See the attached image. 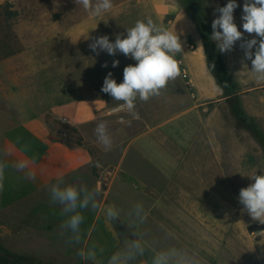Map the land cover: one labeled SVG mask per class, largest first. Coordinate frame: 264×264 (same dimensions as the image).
<instances>
[{
  "label": "rangeland",
  "instance_id": "obj_1",
  "mask_svg": "<svg viewBox=\"0 0 264 264\" xmlns=\"http://www.w3.org/2000/svg\"><path fill=\"white\" fill-rule=\"evenodd\" d=\"M225 1L227 4L228 0ZM236 2L234 22L239 29L237 9L240 0ZM113 4L110 12L100 16H93L75 0H4L0 5V164L5 163L6 136L10 133L9 136L14 135L12 133L26 136L29 131L22 129L24 115L21 110L24 107L18 103L17 88L23 85L37 87L40 99L48 95L59 103L86 102L89 112L109 120L106 123L113 137L110 151H105L98 141L95 144L92 139L85 141L75 129L53 119L46 104L29 108L37 109L44 116L51 131H66L68 136H59L90 155L87 168L82 171L85 177L76 181L64 180V184L79 183L93 189L98 182L102 187L106 172L101 165H113L119 154H123L126 166L134 165L137 180L125 182L123 177L126 175H121L114 182L105 207L114 205L119 209L122 220L115 222L118 220L125 228V234L118 231L121 239H125L124 244L130 242L129 236H136L131 229L141 233L146 251L142 257H137L138 262L151 263L155 251L176 246L174 237L154 229L149 218L141 224L130 215L137 203L143 204L146 212L143 193L145 183L151 181L157 191L177 195V201L152 203L158 209L178 212V249L194 253L199 261L212 264L211 256L206 254L213 251L215 245V264H264V231L248 230L260 222L253 220L239 202L240 189L253 182L247 175L254 171L257 175L264 174L261 171L264 170V151L233 112L232 104L237 101L244 117L251 120L254 130L264 138V83L253 79L251 60L244 58L242 41H237L231 51H219L217 43L211 39L212 22L217 18L213 0H113ZM176 12H181L180 17L187 23L193 20L200 25L202 34L198 35V42L189 35L180 39L192 56L199 50L201 56L197 64L207 71L203 75L205 81L228 87L227 94L222 91V95L212 96L209 92L207 96L205 88L208 86L201 75L198 79L204 94L198 92L188 70H195L192 67L197 68L196 62L189 64L179 53L175 58L180 73L184 66L188 78H183L181 73L169 82L160 96L148 102L137 100L138 120L126 112L109 114L119 102L102 91L105 77L111 73L112 78L121 83L124 68L136 62L119 52L113 56L100 51L97 55L89 45L95 38L105 35L114 42L116 35L126 34L127 28L147 17L173 31V20L178 19ZM247 38L259 40L250 34ZM113 61H119L118 66L113 67ZM27 93L35 98L32 93ZM224 96L233 103L224 100ZM118 116L125 122H118ZM179 116L185 120L181 121V118L179 122ZM179 124L214 131L216 145L221 146L225 160L221 169L217 168L216 162L208 160L197 165L189 162L193 157L188 151L189 161L186 162L189 163L178 167L174 188L169 185V178L178 165ZM168 125L172 127L165 128ZM141 148L145 159L139 157ZM194 153L199 157L203 155ZM97 162L100 167H96ZM0 183L3 185L0 189V247L7 251L4 256L9 262L6 264H83L80 252L84 251L101 194L97 197L96 209L82 210L85 219L77 243L72 241L71 231L62 227L67 219L62 215V206L50 202L52 185L35 187L24 194L21 189L7 186L3 178ZM229 184V230L223 234L213 233V220L215 226L227 221L223 213L229 201ZM153 199L157 200L156 197Z\"/></svg>",
  "mask_w": 264,
  "mask_h": 264
},
{
  "label": "crops",
  "instance_id": "obj_2",
  "mask_svg": "<svg viewBox=\"0 0 264 264\" xmlns=\"http://www.w3.org/2000/svg\"><path fill=\"white\" fill-rule=\"evenodd\" d=\"M4 0H0V5ZM215 16H219V13L216 11L218 7L225 6V0H213ZM245 0H240V6L238 10V18L239 20V30L243 32L242 28V15H243V4ZM236 10V9H235ZM178 15V19L173 20V31L177 32L181 36L189 35L195 42H198V35L201 36V30L198 28L197 24L191 20V22L187 23L183 20L181 12H176ZM248 33H244L245 40H248ZM254 35L255 34H251ZM184 45V44H183ZM183 46V52L181 56L189 61V64L192 62H196L197 68L192 67L195 70L190 71L193 79L194 85L198 87V92L201 91L203 93L202 84H200L198 75H201L205 81V77L203 75L207 74L205 68L201 65H198L199 61V50L198 54L195 56L190 53L188 49ZM198 59V60H197ZM206 85L208 86L206 89L207 96L209 92L212 96L216 94L222 93V90L219 86L212 82L210 85L206 79ZM216 87V91L215 90ZM17 97L20 101L18 102L20 106L24 107L21 110L24 117L21 119L24 124L22 125V129H28L24 133L27 132V135H21L12 133L14 135H7L6 141L4 144V169H3V179L7 186L14 187L15 189H21L22 193H29L35 187L45 186V185H53L57 183L59 177H63V180H74L80 179L81 177H85L82 171L86 170V161L90 159V155L88 152L83 151L79 146H74V144L68 139H62V136H68L66 131L61 132H53L50 130L48 125L44 122V116L39 114L37 109H30L29 107L36 106L39 104H46L49 106L48 114L55 120L62 123L64 126L68 128H73L77 132V135L81 136L85 141L87 139L96 141L95 136V127L101 121L108 122L109 120L98 117L97 114L93 112H89L86 102H76V101H68L65 103L55 102L53 97H49L46 95L44 99H40V95L38 93L39 88L26 86L17 88ZM21 91V92H20ZM30 92L35 96H28ZM218 92V93H216ZM204 94V93H203ZM222 95V94H220ZM224 100H226L224 98ZM31 115V116H29ZM182 118V120H181ZM210 118H216L214 116H210ZM184 121L183 117L179 116L178 121ZM178 122V123H179ZM171 125L166 126L165 128H171ZM149 130V129H148ZM62 135V136H59ZM20 137V138H16ZM21 139V140H19ZM62 139V140H58ZM94 139V140H93ZM136 139V138H134ZM23 141V143L21 142ZM24 141L27 143L24 145ZM219 143V142H218ZM95 144V143H94ZM143 148L139 150L140 159H145V155L142 153ZM190 151L191 161H189L188 154ZM198 152V154H203L199 157L194 152ZM144 155V156H143ZM118 159L113 165L104 166L101 165V168L105 170L106 181L105 185L101 187V195L102 199L100 202V206L95 213L94 220L91 224L90 231L88 237L84 244V251H88L89 249H95L96 258L95 260H86L83 259V264H108V260L110 257L121 251L127 245L124 244L125 239H121L117 227L119 226V221L121 218H117L116 222L109 221L106 217V207L105 202L108 199L111 189L114 185V182L121 176H125L126 181L130 179H135L137 177V173L133 168L134 165H125L123 154H119L116 158ZM196 162L197 165L203 164L204 161L208 160L212 163H217V168H222V163H224V153L222 152L221 146L216 145L215 141V133L210 130H200V129H192L190 126H181L178 125V165L175 166L173 173L170 174V184L173 185L174 188L177 186L178 181V167L182 168L183 165H187L189 162ZM24 164L23 168L18 167V165ZM166 166V164H164ZM164 169V168H163ZM158 172L163 171L161 169H156ZM220 174V173H219ZM103 175V174H102ZM181 175V173H180ZM109 176V177H107ZM124 180V179H123ZM226 181V180H225ZM200 183V182H199ZM229 183V182H228ZM99 185L96 182L97 186ZM146 186V187H145ZM144 189V199L143 201L146 203V213L149 218V224L154 227V229L158 231H163L164 233H168L174 237L175 247L178 249V212L176 210L166 211L164 209H158V206L153 205L152 202L159 201H177V195L170 193L166 194V191L159 192L155 189L154 183L149 181L147 184L145 183ZM229 201L227 204V209L224 211V218L227 221H223V225L215 226L213 220V233H225L229 230V223L231 218V209H230V184H229ZM157 198L154 200L153 198ZM123 222V221H122ZM128 226V225H127ZM129 227V226H128ZM130 228V227H129ZM131 229V228H130ZM133 234L136 236L134 238H130L128 240L131 241L133 239L142 238V235L136 229H131ZM222 230V231H221ZM143 240V238H142ZM213 251H209L206 256H211L213 262L216 263V258H214V248L215 245L212 246ZM151 250V249H150ZM152 251V250H151ZM151 262V261H150ZM201 264H207L204 260H200ZM130 264H141V262L137 261V258L130 262ZM142 264H151L142 262Z\"/></svg>",
  "mask_w": 264,
  "mask_h": 264
},
{
  "label": "clouds",
  "instance_id": "obj_3",
  "mask_svg": "<svg viewBox=\"0 0 264 264\" xmlns=\"http://www.w3.org/2000/svg\"><path fill=\"white\" fill-rule=\"evenodd\" d=\"M75 3L81 5L84 10L90 11L93 16L110 12L114 7L113 0H75ZM237 7L236 0H228L225 6L216 9L219 16L212 22L211 39L217 43L220 52L231 51L237 41H242L241 48L244 49V58L251 60L253 79L257 83H264V0H245L242 15L243 32L234 22V10ZM245 32L250 35L255 34L259 40L256 38L244 40ZM89 47L97 55L100 51H106L113 56L119 52L136 62L124 68L121 83H117L111 73H108L104 79L102 91L119 102L110 110L111 113L126 112L134 119H140L136 111L137 100L148 102L160 96L169 82L176 80L181 74L175 58L177 54L183 52V42L179 34L159 25L151 17L137 20L134 26L126 29V34L116 35L114 42H111L105 35L95 38ZM118 64L119 61H113L112 66L116 67ZM124 122L121 119V123ZM94 131L97 141L104 150L110 151L113 147V137L108 130L107 123L101 121ZM18 167L23 168L24 164ZM96 167H100L99 162ZM3 169L4 165L0 164V180L3 178ZM261 171L264 172V170ZM247 176L253 182L240 189L239 202L253 220L264 224V174L257 175V171H254ZM2 187L0 183V189ZM49 193L50 202L61 205L62 215L67 217L62 227L71 231L72 241L79 243L80 226L85 219L82 210L97 208V197L101 194V186L97 185L89 189L79 183L64 184L63 177H59L57 183L50 187ZM130 215L141 224L147 217L144 206L140 203L134 206ZM106 217L111 222L120 218L119 209L114 205L109 206L106 209ZM145 251L146 243L142 238L133 239L123 250L113 254L108 264H130L137 257H142ZM80 255L86 260L96 258L94 248L86 252L81 251ZM151 264H200V261L194 253L169 248L155 251Z\"/></svg>",
  "mask_w": 264,
  "mask_h": 264
},
{
  "label": "trees",
  "instance_id": "obj_4",
  "mask_svg": "<svg viewBox=\"0 0 264 264\" xmlns=\"http://www.w3.org/2000/svg\"><path fill=\"white\" fill-rule=\"evenodd\" d=\"M195 18H197V16ZM195 23L197 24L198 28H200V25L196 21H195ZM200 30H202V29H200ZM201 34H202V31H201ZM218 86L223 91V94L226 95L227 94L226 91L229 90L228 87H225V86L220 85V84H218ZM224 97H226V96H224ZM226 100H228V102L231 103V104L233 103V102H231V99L230 98H227L226 97ZM232 105H233V112L235 113L236 116H238L239 122L245 126L246 130H248L250 133L253 134L254 138L256 139V141L258 142V144L261 145V148L264 151V138L261 137L259 135V133H257V131L254 130V128L252 127V124H251V120H249L246 117H244V115H243L244 113L240 109L239 102L236 101ZM248 230L250 232H260V231H264V224H261L260 223V224L254 225V226H250L248 228ZM6 253H7V251L5 249H3L2 247H0V262H1V264H6L7 262H9L7 260V258L4 256V254H6Z\"/></svg>",
  "mask_w": 264,
  "mask_h": 264
},
{
  "label": "built area",
  "instance_id": "obj_5",
  "mask_svg": "<svg viewBox=\"0 0 264 264\" xmlns=\"http://www.w3.org/2000/svg\"><path fill=\"white\" fill-rule=\"evenodd\" d=\"M180 64H181V63H180ZM181 73H182V77H183V78H188L187 69H186L184 66L181 67ZM109 114H112V115H118V114H120V113H111V111H110ZM121 119L124 120V118H123L122 116H118V117H117V121H118V122H121Z\"/></svg>",
  "mask_w": 264,
  "mask_h": 264
},
{
  "label": "water",
  "instance_id": "obj_6",
  "mask_svg": "<svg viewBox=\"0 0 264 264\" xmlns=\"http://www.w3.org/2000/svg\"><path fill=\"white\" fill-rule=\"evenodd\" d=\"M117 229H118V231H119L120 233L125 234V228H124L123 225H119V226L117 227ZM130 238H132V237H130Z\"/></svg>",
  "mask_w": 264,
  "mask_h": 264
}]
</instances>
